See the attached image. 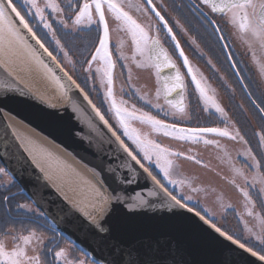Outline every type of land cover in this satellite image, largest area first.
<instances>
[{"label":"water","instance_id":"1","mask_svg":"<svg viewBox=\"0 0 264 264\" xmlns=\"http://www.w3.org/2000/svg\"><path fill=\"white\" fill-rule=\"evenodd\" d=\"M43 59L61 77L64 89L24 50L13 61L0 55V162L20 186L19 191L59 233L91 260L111 258L116 249L141 264H262L195 213L167 207L168 197L134 162L138 174L133 183L114 180L106 165L113 158L121 162L130 158L83 94L75 86L69 87L64 72L70 73L62 63L64 71L46 54ZM20 61L29 67V81L14 70ZM160 74L164 86V78L175 71L161 65ZM169 98L173 100L172 95ZM249 98L252 102L253 97ZM11 121L29 132L31 144L22 143ZM97 174L107 185L102 189L105 194L115 189L113 194L121 197L110 201L103 213L105 232H99L79 210L97 217L101 205L88 185L99 183ZM120 174L132 177L127 169Z\"/></svg>","mask_w":264,"mask_h":264},{"label":"snow or ice","instance_id":"2","mask_svg":"<svg viewBox=\"0 0 264 264\" xmlns=\"http://www.w3.org/2000/svg\"><path fill=\"white\" fill-rule=\"evenodd\" d=\"M17 3L23 7V14L21 10L17 8ZM123 5L124 0H83L82 6H77L74 14L69 15L68 18L65 19V7H62L58 0H44L43 6H41L40 0H16V2H14V0H0V55L10 56L18 49H23L31 59L44 68L47 73L51 74L52 78L61 89H64L65 85L61 82V77L57 76L55 70L49 67L43 59V54H46L47 57L55 62L56 66L59 67L61 71H64L63 66L57 59L56 55H54L53 50H50L45 43V40H50V42L55 43L57 48L62 51L64 50V45L57 36V30L53 27V22L49 19L48 9H51V13L56 14L57 21L62 29L77 28L85 22L91 24L94 22L93 10L98 13V21L103 23V36L99 39V47L95 48V54L92 55L91 60L88 61V70L91 71L93 61H103V69L97 68L96 71L101 73V82L105 84L106 98L110 104L109 110L114 111L119 127L123 129V136L130 140L142 155H138L137 152L133 151V149L125 143V140L117 134V131L112 128L109 121L105 119L100 108H98L88 97V93L84 88L76 83L66 71L64 72V75L67 76L68 81L70 82L69 87L75 86V88L83 94L84 99L87 100L88 104L95 110L100 120L103 121V123L112 131V135L116 138V141L119 142V145L127 154V157L130 158L124 159L122 162L119 161L118 158H113L112 161L106 165L107 172L112 174L114 180H119L123 183H133V178L138 174L136 169L132 166V162H134L143 170V172L151 177L154 183L159 186V189L168 197L166 204L167 207L183 208L195 213L197 217H200L201 220L209 224L216 233H219L233 244L238 245L240 249L246 250V252L250 253L252 256L258 257L259 261L264 264V215L255 216V219L258 222L257 231H253L252 228H249L247 226V221H245V227L249 232L250 237L254 238L257 242L256 245L249 246L246 241L242 242L241 239H238L234 235L229 234L228 231H225L223 226H218L217 223L213 222V219H209L206 214L202 215L201 211H197L194 207H189V204L186 201H191L193 199L192 196H187L185 198L183 195H175L172 191H169L160 179L157 178V175L153 174L150 167L145 166V161L154 164V166L159 168L163 173V177L168 183L179 185L183 188L186 184L191 187V182L188 178L173 179V176L177 174V169L179 168V165L174 158L185 157L197 164L203 162L198 160L195 155L186 156L184 152L173 151L171 148L156 142V140L150 138L149 132H142L139 128L134 127L132 124L133 121H138L142 125L150 126L151 130L156 133L162 132L166 136L174 137L179 140L197 141L198 139L203 138L202 134L204 133H218L220 136L229 137L232 140H239L246 146V150L239 155H242L245 158V165L254 170L251 177V183L248 184V187H255L257 182L264 185V173L261 172V169L264 168V164H262V161H264V154L261 155L260 159H257V155L252 151V148L247 147L248 141L240 134L239 129H235L233 134L227 128H184L178 124H171L166 120L159 119L157 116L152 115L151 112L137 108L136 104H129V101H126L123 98H121L119 102L117 101L113 87V69L115 68V63L112 60V54L109 50L110 32L108 21L105 16V7H107V9L113 14L115 20L120 22L123 30L130 33L136 52L145 56L147 60L153 61L154 66L157 68L158 78L160 76L161 65H163L164 68L175 71L174 75L164 78L163 89H156L155 97L157 102L154 104L152 100L148 99V94L146 92L141 93L140 89L135 88V85H131V88L135 89L136 93L139 94V98L144 100L146 104L160 110H163L164 107L159 103V98L163 91L165 103L175 110L173 115L176 114V111L185 114V107L182 103L183 97H181V102L173 101L168 98L173 93L177 92V90H185L186 85L184 77L176 62L173 60L172 55L169 53L168 49L163 46L160 38L161 25H142L131 15L130 11L125 10ZM201 5L207 7L212 14L219 13L226 17V21L235 29L234 35L247 47L252 60L258 67L259 74L261 77H264V0H200L199 4H197L195 0H190L188 5L189 10L196 15L206 27L211 26L213 34L216 35L220 42H222V47L227 49L229 48V44L226 42V37L221 30L220 25L217 24L216 20L211 19L208 13L203 12ZM128 7L135 8L137 12H142L145 16L154 13V15L158 17L159 21L162 22V27L166 29V35L171 38L172 42H174L175 50H178L179 56L182 57L183 64L187 66V72L191 75V80L195 82L196 88L199 90L205 103L214 107L216 111L222 115H226L224 108L217 102L215 96L209 94L210 91L214 90H211L210 86L207 85L206 78L203 77L202 74H200V78H198L197 73L199 70L195 69L190 62L189 57L184 52V48L181 46L180 40L177 38L176 32L169 24L168 19L165 18V15L162 14L159 8H157V5L153 0H145V3L135 5L131 3V0H128ZM163 7L166 8L167 6L164 5ZM67 8L70 11L73 9L72 0H68ZM180 9L182 10V6H180ZM27 17H30L35 21L37 26L35 30L33 24L29 22ZM69 20L71 23H69ZM175 22L180 29L187 34L188 30L180 24V21L176 20ZM153 27L156 28L155 34L151 33ZM38 31L41 32L44 39L41 38V35L37 34ZM190 39L192 44L199 48V44H197L195 37H190ZM30 41H34V44ZM39 50H42V52ZM63 54L66 58L68 57L67 51H64ZM227 56L231 61V66L235 69V72L239 74L241 70L236 67L237 61L232 59L233 53L229 51L227 52ZM209 63H211L210 59ZM212 66L215 68V65ZM217 71L219 70L217 69ZM128 79H132L131 70H129ZM240 79L243 80L244 77L241 76ZM244 87L247 88L248 85L245 84ZM123 90L124 89L121 88V91ZM248 95L249 97H252L251 92H249ZM252 103L258 109L261 118L264 119V107L257 104L255 98L252 99ZM261 103L264 104V93H262ZM259 141L261 144H264V134L259 136ZM204 143L215 145L217 148L221 147L217 140L205 139ZM29 154L31 155L32 152ZM224 155L228 156V153L225 151ZM228 162L231 164L230 157ZM123 169H127L132 174V177L130 178L126 175L122 176L120 171ZM41 171H43V169H41ZM233 171L237 175L243 177L246 183L248 182L249 177L245 175L241 168L233 166ZM97 175L99 179L98 184L88 182L89 192L93 194L94 197L99 198L98 203L101 205L97 217L91 216L90 213L84 211L83 208L79 210L89 219L99 232H105L107 229L103 227L101 222L103 213L108 211L110 201L120 200L121 197L118 194H113L116 191L115 189H112L105 194V191H102V189H106L107 185L103 183V177L99 176V174ZM0 176L7 177V182L9 184L14 183L13 177L3 167H0ZM230 183L238 188L243 194L246 206H254L255 202L245 188H242L237 184L234 178ZM192 190L200 191L201 189L192 188ZM260 191H264V189H260ZM156 194L157 193L155 192L149 193V195ZM8 199V196L3 197L5 202H7ZM218 200L223 208L233 207L232 205H225L222 197H218ZM17 206L26 209L30 208V205L28 204ZM91 206L95 208L96 204H92ZM132 206L133 205H130V207ZM246 210L249 216L254 215L253 207H247ZM212 215L215 216L216 214L213 213ZM44 239L43 235L38 234L35 229L31 230L28 235L13 236V240H20L22 241V244L17 243L11 249L6 246L3 239H0V264H41L38 251L33 248L32 251L34 254L29 255L28 246L32 245L33 241L37 244H43ZM51 242L55 244L54 237L51 238ZM72 247H75V245H72ZM49 250L51 251V249ZM54 256L62 261L63 264H141V262L133 259L130 254L126 259L122 254H119L116 249L112 250L111 258L89 260L87 259L88 253L83 251L81 252L80 257L71 258V251L68 247L59 248L58 251H54Z\"/></svg>","mask_w":264,"mask_h":264},{"label":"flooded vegetation","instance_id":"3","mask_svg":"<svg viewBox=\"0 0 264 264\" xmlns=\"http://www.w3.org/2000/svg\"><path fill=\"white\" fill-rule=\"evenodd\" d=\"M14 2H16V0H14ZM58 2L61 4L62 7H65L64 16L65 19H67L69 15L74 14V11L77 6H81L83 0H72L73 9L71 11L67 8L68 0H58ZM153 2L157 5V8L160 9L162 14L165 15V18L168 19L169 24L173 27V30L176 32L177 38L180 40L181 46L184 48L185 54L189 57V60L194 66V68L198 69L197 65L200 66V68L203 69L202 75L206 78L207 85L210 86V89L212 90V88L214 87L225 99V103L223 104V106L221 104L220 105L224 108L226 115H222L221 113L217 112L214 107L205 103L203 97L199 93V90L196 88L195 82L191 80V75L187 72V66L183 64L182 57L179 56L178 50H175L174 42H172L171 38L166 35V29L162 27V22L159 21L158 17H156L154 13H150L149 16H145L142 12H137L135 8L128 7V0H124L123 6L125 7V10L130 11L131 15L136 18L139 23H141L142 25H161L160 38L163 43V46L167 48L169 53L172 55L173 60L176 62L184 77V82L186 85L185 90H179V92L173 93L172 97L173 101L177 102H181V97H183L182 103L185 107V114L188 113L187 119H180V116L182 114L178 111H176V114L173 115V112L175 110L172 108H170L169 111L164 109H156L155 111H153L151 108H149L150 105L148 104H145L147 107L138 104L136 105L137 108H141L144 111H152L156 114L162 115L163 120H166L168 123L178 124L180 126H186L191 128L209 127L222 129L223 124H226V122L231 119L233 121L232 126H236V128L239 129L241 135L244 136L239 122L235 119L233 115L236 116L237 114H240V112H243L244 115L250 114L251 117L252 115L249 110H246L244 108H238L235 110L230 109L229 100L231 99L236 101L237 99V95L234 91V86H236V84H240L243 91L247 95L243 84H247V90L248 92H251L253 90L250 88V86L264 81V77H261L258 71V67L256 65L248 63L246 61V56H250V52L248 51V49L245 51L241 50L238 47L237 42L235 41L236 36L234 35L235 29L233 28V26L226 21V17H224L222 14H212L207 7L201 5L203 12L208 13L211 19L216 20L217 24L220 25V28L226 37V42L229 44V48L225 49L222 47V42H220L217 39L216 35L213 34L211 26L206 27L203 23H201V20L189 10L188 5L190 3V0H153ZM195 2L199 4L200 0H195ZM131 3L134 5L143 4L145 3V0H131ZM43 4L44 2H42V6ZM164 5H166L167 7H163ZM180 6H182V10L180 9ZM17 8H19L23 14L24 9L19 3H17ZM48 13L49 19L55 20L53 21V26L54 28H56L57 36L61 40V43L64 45V50L62 51L61 49L57 48L55 43L50 42V40H45V43L48 45L50 50H53L57 58L73 74L77 81L84 88L88 89L89 86L85 84V80H87L89 84H93L96 78L101 79V73L96 71V69L99 68L97 63L92 64L91 71L88 70V61H90V58L94 53L95 48L98 46L99 39L103 36V23L98 21V13H96L95 18L93 19V23L88 24L85 22L77 28L69 29H62L57 19L53 18L50 10H48ZM105 16L108 21L110 32L109 50H111L112 60L115 63V72L113 73L116 76L121 73L123 74L122 71L126 70V64L124 63L121 54L135 53L137 55L139 53H137L135 50V45L132 42L130 33L123 30V27L122 25H120V22L115 20L113 14L107 9V7H105ZM27 18L29 19V22L33 24L35 30L37 27L35 21H33L30 17ZM176 20H179L180 24H182L184 28L188 30L187 34H185L176 24ZM69 23H71L70 20ZM155 31L156 28L153 27L151 29V33L155 34ZM37 34L41 35V32L38 31ZM190 37H195L197 44H199V48L192 44ZM41 38L44 39L43 35H41ZM64 51H67L68 53L67 58L63 54ZM229 51L233 53L232 59L237 61L236 67L241 70L239 74H237L235 72V69L231 66V61L227 56V52ZM209 59L211 60L212 65H215V68L210 67L211 63H209ZM151 62L152 63L150 64H152L154 68L152 69L151 67V69L156 74L158 86L159 88L163 89L161 74L158 78L157 68L154 66L153 61ZM141 68L142 72L146 70L144 67ZM217 69L219 71H217ZM78 72L82 73V77L78 75ZM200 74V72L197 73L198 78H200ZM241 76L244 77L243 80L240 79ZM144 78L145 77H142V80ZM114 91L115 95H118L116 88H114ZM127 94L131 95V93ZM209 94L214 95L212 91H210ZM123 96L124 98H128V95L124 94L122 95V98ZM129 97L133 96L131 95ZM98 106L99 108H101L99 103ZM109 109L110 105L106 110L109 114L110 121L113 125H115L119 133L122 135L123 133L121 132L119 125L116 124L117 122L114 119L112 111H110ZM203 122H205L207 125L201 124ZM227 125L228 127L230 126V124ZM253 129L255 142L257 135L255 128ZM248 146L250 147L249 142ZM138 155L142 154L139 153ZM145 165L151 168L154 175H157L158 178H161V174L156 170L153 164L147 163L145 161ZM33 215H37V217L33 218L30 215H27L30 218V225L33 224L31 229L34 228L47 233V239L44 243L45 252L43 253L44 258L46 260V264H63L62 261L58 260L54 256V251H58L59 248L63 247L70 248V250L75 253V257L81 256L82 251L76 246L72 247V245L74 244H72L65 236L56 231L45 219L42 213L37 214L34 212ZM53 237L55 238V244L51 242V238ZM49 249H51V251Z\"/></svg>","mask_w":264,"mask_h":264},{"label":"rangeland","instance_id":"4","mask_svg":"<svg viewBox=\"0 0 264 264\" xmlns=\"http://www.w3.org/2000/svg\"><path fill=\"white\" fill-rule=\"evenodd\" d=\"M42 2H44V0H40L41 6H42ZM48 10H50L51 12V9ZM51 14L54 19H57V17L55 16L56 14L54 13ZM95 15L96 12L93 10V19L95 18ZM51 21L53 22L55 20H51ZM235 41L237 42V45L241 50H245V51L247 50V47L244 44H242L241 41H239L236 37H235ZM97 47H99V44ZM94 54H95V50L92 55ZM121 55L123 57L124 63L126 64V70L122 71L123 74L121 73L116 76L113 73V77H115L113 87L116 88L118 94L116 95L117 101L119 102V100L122 98V95L125 94L128 95V98H124L123 96L124 100L126 99V101H129L131 104H136V105L141 104L147 107L145 105L146 102L139 98V94L136 93L134 88H131V85H135V88L140 89L141 93L146 92L148 94V99L152 100L153 104L156 103L157 100L155 97V92L156 89L159 88V86H158L156 74L154 71H152V69H154L152 64H150L152 62L147 60L145 56H142L140 54L136 55L135 53H130V54L122 53ZM246 57H247L246 61L248 63L256 65L251 58V54L250 56L247 55ZM94 63L95 64L97 63L99 68L103 69V61H93L92 64ZM24 64H25L24 61L22 62L20 61L18 64H15L16 68H14V70L17 73H21L23 79L29 81L30 70L29 67L25 66ZM141 67H144L146 70L142 72ZM197 67L199 69V72L202 74L203 69H201L200 66L198 65ZM210 67L213 68L212 63ZM129 70H131V75H132L131 80L128 79ZM113 72H115L114 69ZM69 73L73 76V74L70 71ZM78 75L82 77L81 72H78ZM142 77H145L144 79L146 80L144 79L142 80ZM73 78L77 81V79L74 76ZM143 81L145 84L143 83ZM84 82L86 85L89 86L88 89L84 88L77 81V83L80 84V86L84 88V90L88 93V97L92 100L94 104H96L98 108H99L98 106L99 103L101 107L100 110L103 113L105 119L109 121V123L117 131V133L121 136V138L125 140V143H127L129 147L133 149V151L139 154V150L136 149L135 145L126 137L122 136L123 134L121 135L118 129L115 127V125L111 123L109 114L106 111L110 104L108 99L106 98V87L101 82V79L96 78L93 84L92 83L89 84L87 80H85ZM121 88H123L124 90L121 91ZM250 88L261 100L262 93H264V81H261L253 86H250ZM212 90H214L212 92L217 102L223 106V104L225 103V99L214 87L212 88ZM127 93H131L133 97H129L131 95ZM159 103H161L164 106L163 107L164 110H168V111L170 110V107L165 103L162 94L161 97L159 98ZM149 108H151L153 111L156 110V108L152 107L151 105ZM149 112H151L152 115L157 116V118L163 120L162 115L156 114L155 112L152 111ZM112 113L115 121L117 122L116 124L119 125L117 119L115 118L114 111H112ZM187 114H182L180 116V119H187ZM246 117L249 121L248 122L249 125H253V127L255 128L257 135V142L260 143L259 141V136L261 135L260 124L258 122L255 123L254 119L250 116V114H248ZM232 122L233 121L230 119L228 122H226V124L224 123L222 129L227 128L230 132L234 134V130L237 128L236 126L233 127L234 125L232 126L233 124ZM132 124L134 127L139 128L142 132H149L150 138L156 140V142L171 148L173 151L184 152L186 156L195 155L198 160H201L203 162L201 164H197L196 162L192 160H188L185 157L174 158L176 160V163L179 165V168L177 169V174L173 176V179L188 178L191 182V187H189L186 184L183 186V188H181L179 185H172L168 183V181L164 179L163 173L160 171V169L155 167L156 170L161 174L160 180L165 185L169 186L170 190H172L175 195L177 196L183 195L185 198L187 196H192L193 199L191 201H186V202L188 204H192L196 206L199 209V210L197 209L198 211H201L203 215L206 214L209 219H213V222L217 223L218 226H223V228H226L229 234L231 233L230 231H232L233 234L239 235L242 238H244L246 242L257 243L254 238L250 237V234L245 227V221H247V226L249 228H252L253 231H257L258 222L256 221L255 216L264 215V191H260V189H264V185H261L259 184V182H257L255 187H248V184L251 183V177L253 175L254 170L246 166L244 163L245 158L242 155H239L240 153L246 150V146L241 141L232 140L229 137L220 136L218 133H204L202 134L203 138L198 139L197 141L179 140L174 137L166 136L162 132L156 133L151 130L150 126L142 125L138 121H133ZM195 124H199V123H195ZM201 124H206V123L203 122ZM227 124H230V126L228 127ZM120 130L123 133V129L120 128ZM243 135L245 136L244 133ZM205 139L217 140L219 141L221 147L217 148L215 145L205 144L204 143ZM245 140L248 139L245 138ZM260 146L264 154V144L260 143ZM247 147L249 146L247 145ZM225 151L228 153V156L224 155ZM229 157L231 158V164L228 162ZM45 159L49 162L48 158ZM233 166L237 168H241L242 171L245 173V175L249 177L247 183L245 182L243 177L237 175L233 171ZM0 167L3 166L0 165ZM46 170L50 171V168L47 165H46ZM261 172L263 173L262 169ZM233 178L236 180L237 184H239L242 188H245V190L249 192V195L251 196L252 200L255 202L254 206L253 205L246 206V201L243 194L239 191L238 188H236L232 183H230V181ZM0 181L3 183H8L7 182L8 178L4 176H0ZM192 188H198L201 190L193 191ZM218 197L223 198V202L225 205H232L233 207H229V208L221 207ZM258 202L261 203L262 205L258 206L257 205ZM23 204L30 205L29 209L26 208L24 209L25 212L33 218L37 217V215H33L34 212L37 214L42 213L30 200L23 202ZM247 207H253V213H254L253 216L248 215L246 210ZM213 213H215L216 215L213 216L212 215ZM33 229L34 228L32 229L29 228L28 230H22V229L10 228L5 235L2 236L0 235V239H3L5 241L6 246L9 249H11L17 243L22 244V241L20 240H13V236L28 235L29 232ZM35 230L38 234L43 235V237L45 238L44 239V243H45V240L47 239V233L43 232L42 230H37V229ZM44 243L37 244L35 241H33V244L28 246L29 255L34 254L32 251L33 248H35L38 251V254L40 255V259H41V264H46V260L43 255V253L45 252ZM70 251H71V258H74L75 253H73L72 250Z\"/></svg>","mask_w":264,"mask_h":264},{"label":"trees","instance_id":"5","mask_svg":"<svg viewBox=\"0 0 264 264\" xmlns=\"http://www.w3.org/2000/svg\"><path fill=\"white\" fill-rule=\"evenodd\" d=\"M234 91L237 95L236 101L229 100L230 109L235 110L238 108H244L246 110H249L252 118L254 119L255 123L260 124L261 128V134H264V119L261 118V114L258 112V109L254 106V104L250 101L248 96L243 91L240 84H236L234 86ZM253 97L256 99V101L260 104V106L264 107V105L261 103V100L257 97L256 94L251 91ZM244 104V105H242ZM235 119L239 122L240 127L245 134V138H247L250 147L252 148V151L257 155V158L260 159L261 155L263 154V150L260 146V143L257 142V138L254 142V127L252 125H249V121L247 119V115H244L243 112H240V114H237L236 116L233 115ZM251 132V134H250ZM262 164H264V161H262ZM0 165L2 166L1 162ZM262 171L264 173V168H262ZM20 187L17 184V182L14 180L13 184L9 183H3L0 181V235H5L10 228L14 229H22V230H28L32 227L31 222L29 221L30 218L29 215L25 212L24 208H20L17 205H22L23 202L27 201L28 198L26 195L19 191ZM8 196L9 199L7 202L3 200V197ZM259 203V202H258ZM257 205H262L259 203ZM28 215V216H27ZM224 230L227 231L226 228ZM232 235H234L236 238L241 239V241L245 242V239L242 238L239 235L233 234L232 231H230ZM249 246H254L257 243L247 242ZM258 250V248H257Z\"/></svg>","mask_w":264,"mask_h":264},{"label":"bare ground","instance_id":"6","mask_svg":"<svg viewBox=\"0 0 264 264\" xmlns=\"http://www.w3.org/2000/svg\"><path fill=\"white\" fill-rule=\"evenodd\" d=\"M23 50L22 49H18L15 53L11 54L10 56H8L11 61L16 60L18 58V55H22ZM11 125L13 127V129L15 130L17 136L20 138V140L22 141V143L26 146V144H31L30 143V134L29 132L25 129L22 128L20 125H18L17 123H15L14 121H11ZM27 148V147H26ZM34 152L35 150L30 147ZM28 150V149H27ZM30 150V149H29ZM32 152V151H31ZM34 154V153H33ZM14 180V179H13ZM18 184V183H17ZM20 187V186H19ZM20 190V189H19Z\"/></svg>","mask_w":264,"mask_h":264}]
</instances>
